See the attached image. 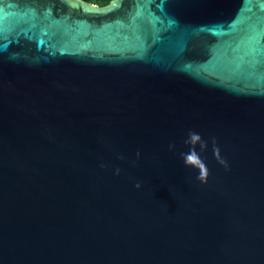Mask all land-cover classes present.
Segmentation results:
<instances>
[{
  "label": "water",
  "instance_id": "95a60500",
  "mask_svg": "<svg viewBox=\"0 0 264 264\" xmlns=\"http://www.w3.org/2000/svg\"><path fill=\"white\" fill-rule=\"evenodd\" d=\"M0 264H264V0H0Z\"/></svg>",
  "mask_w": 264,
  "mask_h": 264
},
{
  "label": "rangeland",
  "instance_id": "374dc122",
  "mask_svg": "<svg viewBox=\"0 0 264 264\" xmlns=\"http://www.w3.org/2000/svg\"><path fill=\"white\" fill-rule=\"evenodd\" d=\"M85 1L94 3V4L99 5V6H105L110 2V0H85Z\"/></svg>",
  "mask_w": 264,
  "mask_h": 264
},
{
  "label": "clouds",
  "instance_id": "9594fccd",
  "mask_svg": "<svg viewBox=\"0 0 264 264\" xmlns=\"http://www.w3.org/2000/svg\"><path fill=\"white\" fill-rule=\"evenodd\" d=\"M139 187V185H137Z\"/></svg>",
  "mask_w": 264,
  "mask_h": 264
}]
</instances>
